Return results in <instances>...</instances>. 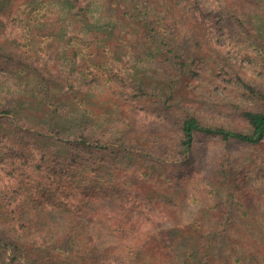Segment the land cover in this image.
Returning <instances> with one entry per match:
<instances>
[{"label":"trees","instance_id":"trees-1","mask_svg":"<svg viewBox=\"0 0 264 264\" xmlns=\"http://www.w3.org/2000/svg\"><path fill=\"white\" fill-rule=\"evenodd\" d=\"M207 1L0 0V264H264V0Z\"/></svg>","mask_w":264,"mask_h":264},{"label":"rangeland","instance_id":"rangeland-1","mask_svg":"<svg viewBox=\"0 0 264 264\" xmlns=\"http://www.w3.org/2000/svg\"><path fill=\"white\" fill-rule=\"evenodd\" d=\"M210 2L211 0H208L205 4V7L208 9L210 8ZM180 21H181V24L177 26L178 29H176V32H177V36L179 37V39L182 40V42H186L187 40V27L188 25L185 23L188 21V19L184 16H182V14L180 15ZM184 22V24H183ZM187 43V42H186ZM245 60V59H244ZM256 76L255 77H258V79H254L256 81V83H259V80L261 79L260 77L262 76V72L260 73V71H256L255 72ZM234 154H236L239 158H240V161H243V159H246V158H249L251 161L254 160L255 163L257 164L258 166V173H255L253 175V169L254 168H249V169H246L247 170V177L245 178H242V181H243V185H249V184H254V185H258L261 183V187H264V149L261 148L259 151H258V154H259V157L256 158L253 156V153L252 152H249L248 150H244L242 147H239V146H235L234 148ZM248 153L247 155L245 153ZM229 154V150L222 147L221 146V159L224 160L225 157H227ZM252 166H256L255 164H253V162L250 164L249 167H252ZM257 178V181H255ZM209 200V199H208ZM225 201V200H223ZM263 202V201H261ZM250 215L252 216L251 218H255V219H259V222H254L253 220L250 221L251 224H249L251 227H254V228H257V227H262L263 230H264V204H260L259 207L254 210V211H249ZM197 214H200L201 213L199 212V210H194L193 212L191 213H187L186 215V219L184 220V224L186 225H190L193 223L192 227L196 228L198 230L199 228V225L197 226L198 223H194V220L197 219V217H195V215ZM199 215V216H200ZM202 216V215H201ZM199 221H202L201 219H197ZM195 225V226H194ZM201 225H203V223H201ZM264 237V235H263ZM263 241H264V238H263ZM253 246L251 247V252H253ZM250 251V249H249ZM220 254L222 253L219 252ZM161 255H158V257H160ZM222 256V254H221ZM219 256V258L221 257ZM204 264V261L202 262ZM220 264H236V262H234V259H224V261ZM239 264V263H238ZM241 264V262H240ZM243 264H251L249 263L248 261H245Z\"/></svg>","mask_w":264,"mask_h":264}]
</instances>
